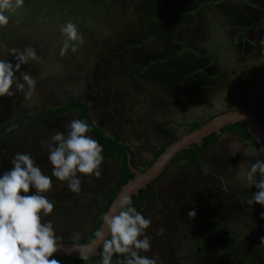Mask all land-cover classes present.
<instances>
[{
	"label": "rangeland",
	"instance_id": "1",
	"mask_svg": "<svg viewBox=\"0 0 264 264\" xmlns=\"http://www.w3.org/2000/svg\"><path fill=\"white\" fill-rule=\"evenodd\" d=\"M174 4L191 14L176 15ZM5 15L9 23L0 27V59L15 65L11 50L32 46L39 60L21 65L20 71L36 81L31 90L25 85L13 97H0V127L20 114L81 100L96 126L107 134H121L141 170L158 148L172 141L169 132L178 138L190 131L189 123L203 124L227 110L249 111L264 130V0H24L22 8ZM244 20L249 25L246 34ZM69 21L77 25L83 42L69 41L68 53L60 56L67 39L61 27ZM214 52L216 58L209 55L204 61L192 56ZM192 59L195 66L188 67ZM194 76L195 82L188 85L185 81ZM208 84L213 88L204 91ZM73 119L80 118L69 112L51 120H28L0 134V175L11 169L13 154L25 153L52 178L53 187L45 195L54 210L42 219L52 221L58 242L74 241L87 231L97 212L94 196L102 202L100 192L117 177L106 157L99 179L78 174L79 193L52 176L41 142L56 132L66 135ZM250 149L246 138L226 130L213 152L200 160L201 166L187 158L168 163L159 175L152 205L139 211L151 220L146 230L151 249L139 254L161 259L159 264H264V216L257 221L242 211L224 212V196L207 193L209 186L200 188L206 177L211 178L210 186L216 183L207 172L216 164L217 172L227 170L223 177L246 183ZM217 152L225 159L219 161ZM227 160L231 169L224 165ZM193 209L197 214L189 218Z\"/></svg>",
	"mask_w": 264,
	"mask_h": 264
},
{
	"label": "clouds",
	"instance_id": "2",
	"mask_svg": "<svg viewBox=\"0 0 264 264\" xmlns=\"http://www.w3.org/2000/svg\"><path fill=\"white\" fill-rule=\"evenodd\" d=\"M23 5L24 0H0V27L9 23L6 12H15ZM61 31L67 39L59 55L65 56L70 47L69 41L79 40L82 43L83 38L77 25L71 21L63 25ZM261 44H264V38L261 39ZM71 50L75 52L76 48L72 47ZM10 54L16 60L15 65L0 59V97H13L25 85L31 90L36 83L28 72L20 71L21 65L39 60L35 48H14ZM17 72L20 73L19 78L16 76ZM67 129L66 135L56 132L47 142L41 143L48 152L52 176L67 182L71 192L79 193L82 180L78 174L94 176L96 179L101 177L104 149L97 140L87 135L91 128L85 121L73 119ZM10 164L11 169L0 175V264H61L59 260L52 258L61 248L53 223L42 219L51 215L54 210V204L45 195L53 187L52 178L42 173L30 154L15 153ZM247 180L258 191L252 193L246 203L253 205L255 202L264 206V159L257 158L252 163ZM120 203L122 210L118 215L102 216L110 239L102 231L96 233L103 249L100 264H112L114 254L124 256L125 264H157L155 259L139 254L151 249L150 237L146 234L151 220L132 206L130 197H122ZM196 214L193 209L188 212V217L194 218ZM261 215L264 216V213ZM163 231L160 229L161 234ZM80 258L87 261L89 257L82 253Z\"/></svg>",
	"mask_w": 264,
	"mask_h": 264
},
{
	"label": "trees",
	"instance_id": "3",
	"mask_svg": "<svg viewBox=\"0 0 264 264\" xmlns=\"http://www.w3.org/2000/svg\"><path fill=\"white\" fill-rule=\"evenodd\" d=\"M171 6L173 9L172 11L176 15L191 14V11L184 12L183 14V12L178 10L179 7L175 4ZM69 112L76 113L81 120L89 124L91 128L90 133L93 135L95 140H97L103 146L104 151L102 155L112 160L114 164V169L117 173V177L114 180V182L109 186H107L106 189L99 194L101 195L102 202L97 200L96 196H94L93 198L97 212L93 215L90 222V226L87 229V231H85L78 239L74 240L75 243H85L90 241L96 235L97 231L99 230L100 224L102 222V216L107 210L112 199L115 197L120 186L133 176V172L129 168L128 161L131 163L132 166L139 168L136 161V153L132 150V148L129 145H127L123 141V138L118 131H115L114 135L107 134L100 127L96 126L92 121L89 106L85 102L76 99L68 100V101L66 100L64 101V103H62L59 106L48 108L44 111H39L34 114L23 113L18 116H15L12 120L8 121L7 123H5L3 126L0 127V134L3 133L11 125H18L28 120L40 119V118L51 120L54 117L62 116ZM200 124L201 122H197V121L189 123L188 130H192L198 127ZM225 128L240 130L245 137L251 138L250 134L247 132L244 125L240 122L228 124L225 126ZM169 134H171V138H172L171 140L176 138V136L172 132H169ZM216 138H217L216 133H211L205 136L204 139L202 140V144L194 143L191 144L187 149H183L179 151L173 157V161L179 158H188L189 161L196 163L198 157L204 156L206 154L207 148ZM252 143L255 144L253 140ZM166 145H163L157 149V152L154 155L155 157L149 161L147 167L155 160L158 154L163 151ZM159 177L160 176H157L155 179L152 180L151 184H148L146 187L139 189L136 195L131 196V200L133 202L132 206H134L137 209V211H142L147 198H149L154 194L153 186L157 182ZM107 238L110 239V236H108ZM88 257L89 258L87 261H83L79 257L72 258L70 256H64V255L53 256L52 258H55L60 262L64 261L67 264H82L84 262H88L89 264H96V263H100L102 260V256L100 254L89 255ZM124 263H125L124 256L118 254L113 255L112 264H124Z\"/></svg>",
	"mask_w": 264,
	"mask_h": 264
},
{
	"label": "water",
	"instance_id": "4",
	"mask_svg": "<svg viewBox=\"0 0 264 264\" xmlns=\"http://www.w3.org/2000/svg\"><path fill=\"white\" fill-rule=\"evenodd\" d=\"M240 122L244 125L247 132L253 140L264 148V130L255 119V117L246 110H227L213 116L211 119L198 127L190 130L189 132L181 135L180 137L168 143L163 151L158 154L155 160L145 169L140 170L131 165L128 161L130 170L133 176L123 183L117 191L115 197L110 202L105 214L118 215L121 210V198L136 195L138 190L151 184L152 180L164 171L166 165L171 162L172 158L181 150L187 149L191 144H200L205 136L211 133H219L220 129L228 124ZM105 233L106 238L107 228L102 220L99 230ZM61 248L54 254V256H70L72 258L79 257L80 254L98 255L102 252L100 246L102 243L97 239L96 235L88 242L75 243V242H59ZM94 249V251H90Z\"/></svg>",
	"mask_w": 264,
	"mask_h": 264
},
{
	"label": "flooded vegetation",
	"instance_id": "5",
	"mask_svg": "<svg viewBox=\"0 0 264 264\" xmlns=\"http://www.w3.org/2000/svg\"><path fill=\"white\" fill-rule=\"evenodd\" d=\"M176 5V4H175ZM243 22H245V23H243V30H245V34L247 33L246 31H248V29H249V25H248V20H244ZM241 34H242V32H241ZM241 34H239V35H241ZM238 35V36H239ZM191 53V52H190ZM193 53V52H192ZM201 53V52H200ZM206 54H208V53H203V54H201V56H200V54H196V53H194V54H192V56H193V58L195 59V58H201V60L202 61H204L207 57H209V55H211V56H213V58H216L217 57V55H216V52H214V53H212V54H208V56L206 55ZM197 55V56H196ZM196 56V57H195ZM192 61L194 62L193 64H190V65H188V67H192V65L193 66H195L194 64H195V60H193L192 59ZM207 65H211V62H209V64H207ZM198 74L199 75H201L202 77H203V75H204V71H203V69H199L198 70ZM194 78H195V76L193 77V78H191L190 77V79H187L185 82L186 83H188V85H192L195 81H194ZM209 78H210V76H209ZM212 80V79H211ZM211 80H209V82H211L212 83V81ZM205 81H208L207 80V78H206V80ZM213 84V83H212ZM210 84H208L207 86H205V87H203L204 88V91L205 90H209V91H211V89L213 88V86L211 87V86H209ZM255 117V116H254ZM55 118V117H54ZM53 119V118H52ZM255 119H257L258 120V118L257 117H255ZM226 130H229V132H233V133H237L238 134V136H242L243 138H246V141H248V144L251 146V152H252V163H254L255 162V160L257 159V158H259V159H264V151H261V147H260V145L259 144H257L254 140H253V138L251 137V138H247V137H245L244 135H243V133L240 131V130H235V129H226L225 128V126L224 127H222L221 129H220V131H219V133H216V135H217V138L216 139H214V141H212V143L210 144V146L207 148V152H206V154L204 155V156H199L198 157V159H197V162L195 163V162H191V161H189V159H188V161L189 162H191V164H196L197 166H201V164H200V160L201 159H205L206 158V156L208 155V153L210 154V153H212L213 151L211 150L212 148H214L215 146H216V144L218 143V141L220 140V138H221V135L223 134V132L224 131H226ZM109 131H111V133L112 134H114V130H109ZM89 134L92 136V138L93 139H95L94 137H93V135L89 132ZM252 140L255 142V144L254 143H252ZM127 145H129L128 143H126ZM200 144H202V142L200 143ZM253 148V149H252ZM218 153V152H217ZM218 154H220V157H222V158H220V160L219 161H222L223 159H225L224 158V156H222V154L223 153H218ZM179 159H181V158H179ZM176 161V160H175ZM175 161H173V158H172V160H171V163H174ZM224 162V165H228V169H231V167H232V164H231V162H229L228 160L227 161H223ZM229 163V164H228ZM217 167H219L218 166V164H216V166H214V168L211 170V169H207L208 171L207 172H210L212 175V177L213 178H216V183L215 184H211V186H213L214 187V190H212L211 191V186H210V181H211V178H209V177H206V178H208V181H206L204 184H203V186H201L200 188H201V190H204L206 187H208L209 186V189L207 190L206 189V192L208 193V192H210V194H212V193H220V194H222L223 196H224V198L222 199V201L220 202L221 203V206H222V210L224 211V212H228V211H230V212H240V211H242V212H245L246 214H247V218H250L249 216H251V215H249V214H252L253 216H255V218H257V221H259V220H261V219H263L262 217H261V211H263V208L261 207V205L259 204V203H253V205H248L247 203H246V201H247V199L248 198H250L251 197V195H252V193H254V192H256V191H258V189H256L255 188V186H252L251 185V183L249 182V181H247L246 183H244V184H240V183H234L235 181H234V177H229L228 179L226 178V177H223L222 175H221V173H226V169H223V168H221L220 169V172H217L216 170H215V168H217ZM166 170L167 169H165L162 173H161V175H163L165 172H166ZM161 177V176H160ZM159 177V178H160ZM159 178H158V180H159ZM158 180H157V182L154 184V186H153V191H154V194L152 195V196H150L149 198H147V200H146V203H145V205L144 206H146V204H148V205H152V200L154 199V197H155V186L158 184ZM231 184H233V187H231ZM205 185V186H204ZM248 188H251L250 189V192L248 193V194H245V197H246V199H243V195H244V193H245V191L248 189ZM106 189V188H105ZM104 189V190H105ZM199 189V188H198ZM103 190V191H104ZM102 191V192H103ZM102 192H100V193H102ZM202 193H204V191L202 192ZM157 194V193H156ZM100 197H101V195H100ZM226 200V201H225ZM228 200V201H227ZM200 201H201V198L197 201V202H199L200 203ZM228 203H230V204H228ZM230 206V207H229ZM144 208V207H143ZM143 211V210H142ZM139 212V211H138ZM141 212V211H140ZM247 218H246V220H247ZM67 240H69V239H65V240H61L60 239V241L59 242H72L71 240L70 241H67ZM58 242V243H59ZM74 242V241H73ZM154 243H157V242H154ZM161 245V243H158V246H160ZM102 247V245L100 246V248ZM103 250V249H102ZM153 250H155V247H154V244H153ZM158 254H160V252L158 253ZM161 254H163V253H161ZM115 255V254H114ZM119 255V254H118ZM163 257V255L161 256V258ZM75 258H78V257H75ZM155 258H157V255L155 256ZM159 259V258H158ZM161 259H159V260H156V262H157V264H159V262H161L160 261ZM61 264H67L66 262H64V261H62L61 262ZM82 264H89L88 262H84V263H82ZM96 264H100V263H96ZM125 264V263H124Z\"/></svg>",
	"mask_w": 264,
	"mask_h": 264
},
{
	"label": "crops",
	"instance_id": "6",
	"mask_svg": "<svg viewBox=\"0 0 264 264\" xmlns=\"http://www.w3.org/2000/svg\"><path fill=\"white\" fill-rule=\"evenodd\" d=\"M180 4V3H179Z\"/></svg>",
	"mask_w": 264,
	"mask_h": 264
}]
</instances>
